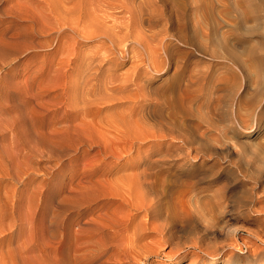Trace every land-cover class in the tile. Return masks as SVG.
<instances>
[{"label":"rangeland","instance_id":"rangeland-1","mask_svg":"<svg viewBox=\"0 0 264 264\" xmlns=\"http://www.w3.org/2000/svg\"><path fill=\"white\" fill-rule=\"evenodd\" d=\"M22 1L0 0V264H74L73 258L76 264L108 258L111 264H264V0H169L171 29L179 36L171 60L163 52L165 65L142 67L138 85L103 104L97 120L68 105L65 84L78 75L73 70L66 75L67 66L57 62L68 56V49L63 56L66 39L54 46L52 39L31 36ZM97 44L98 39H85L79 46L89 53ZM131 63H105L102 71L120 76ZM139 86L157 91L160 103L144 110ZM115 112L121 115L117 120ZM86 120L87 127L81 123ZM168 120L193 143L176 137ZM78 121L82 128L75 126ZM93 121L104 130L110 125L108 133L91 128ZM118 126L127 131L125 140ZM131 142L132 149L120 151ZM165 152L153 169L157 196L152 198L165 206L170 192L180 220L164 235L147 229L139 241L142 258L110 255L108 244L73 253L71 237L86 238L101 212L125 207L106 194V183L77 196L72 188L105 179L99 176L103 168L128 172L127 180L137 181L145 162ZM144 215L142 210L138 218Z\"/></svg>","mask_w":264,"mask_h":264},{"label":"bare ground","instance_id":"bare-ground-1","mask_svg":"<svg viewBox=\"0 0 264 264\" xmlns=\"http://www.w3.org/2000/svg\"><path fill=\"white\" fill-rule=\"evenodd\" d=\"M22 3L27 8L26 9L27 11L23 13H25V16H27V18L31 21L30 24L32 23L33 33H31V36H35V37L44 36L45 39H52L51 44L54 46L63 44L62 40L66 39V42H64L65 47L63 48L64 49L63 56L66 55V49H68V56L64 61H62L61 59L57 62L58 64H60L61 67L63 65L64 67L67 66V69L65 70L66 75L69 73L70 70L77 71V75H78L75 76L74 78L69 77L65 84L66 91L65 90L64 91L66 92L67 95L68 105L69 107H72L73 110L74 108H77L75 111L79 112V114L81 112H83L84 115L88 113L89 114L92 113L93 118L95 120H97L96 117L98 116L100 111H102L103 104L105 103L108 104L107 102L114 101L115 99L118 100V98L122 97V95L120 96L122 92H127L132 86L138 85L137 79L141 76L140 69L142 67H144L145 69L148 67L159 68V66L165 65L167 59L165 58L161 60V54L163 52L164 54H166L167 58L171 60L173 56V47H174L173 39L179 37L178 34H176L175 31L173 32V30L171 29V26L174 25L173 23L174 6L170 4L169 0H23ZM28 4L31 6H29ZM30 24L29 26L31 27ZM141 31L145 33L144 36L140 34ZM26 34L21 33L20 35L26 36ZM145 37H147V39ZM129 38H133V40L127 42L129 41L127 40ZM85 39L86 40L98 39L101 44L99 45L97 44L98 45L96 47L97 49L94 47L96 50L94 49L93 51L91 50L89 53H87L85 52V50L80 49L79 46L81 43H83ZM154 39H158L156 44H153L155 43L153 42ZM179 41H184V39L183 40L179 39ZM211 50L213 51L214 49ZM129 59L132 60L131 67L129 68L131 70H128L130 73L128 71L127 72L124 71L125 74L119 73L120 76L118 74L113 76V74L115 73V71L113 70H109L106 72L102 71L103 64L105 63H111L112 65H119L123 60H129ZM82 65H84V67ZM118 78L121 80L120 82H116L119 81L117 80ZM138 88L140 91L144 90L145 93V95L142 94L144 96L142 100L144 102L142 105L144 110L148 111L155 104L157 105L158 103H160L161 100L158 101V96H156L158 94L157 91H150L148 86H142V87L139 86ZM128 96L131 97V94ZM152 110L153 108L150 111L153 112ZM126 111L127 110H125L124 112ZM106 113L108 112L105 111V115ZM117 113L115 112L116 114L115 118H114V114L111 113L113 115V119L117 120L116 117ZM143 113L145 114V112ZM143 113L142 115H144ZM118 114L121 117L120 113ZM131 118L133 119V117ZM122 119H120L121 122L118 123H123ZM79 121L75 122L76 123L75 126L77 125V123L79 124ZM94 121L93 124L88 123V125H90V127L94 126L96 130L100 129L101 127L99 126V124L96 122L94 124ZM101 122H102V118H101ZM116 122L115 124H117ZM81 123L82 125H85V127H87V120L86 122L81 121ZM165 124L166 125L168 124V126L171 127L170 130H172L173 132H175V130L178 132V134H176V137H179L180 140L182 139L189 144L193 143L194 139L192 140L189 136H186L185 131L180 127V125H177L172 120L166 121ZM105 125L102 127L106 129L110 126L107 124L106 125L107 127H105ZM71 126L74 125L72 124ZM80 127L82 128V126ZM113 129L114 127H112V131L110 130L109 131L113 132L114 131ZM115 129L117 130L119 135L124 136L123 139L125 140L127 136L126 135L127 131L125 132L124 130H120L119 126ZM103 130L104 129H100L97 132L100 131L101 133H105L104 135H106L108 131L106 133L105 130L104 132H102ZM97 132L95 131L93 133H97ZM114 133L115 132H113V135ZM113 135H111L110 137H112ZM105 137L107 138V136ZM98 138H96L95 136L94 140L97 139L99 142L100 139ZM113 139L115 138L112 137V140ZM91 141L92 140L90 139V145H91ZM127 141L129 140L126 139V142ZM134 142H131L130 146H126V145L122 146L121 148L123 149L119 148L118 146L117 147L121 149L120 151L122 150L129 151L134 146ZM102 145L106 149V147H108L109 144L107 145V142L105 141ZM109 148L113 150L115 146L113 147V145H110ZM195 149L198 153L199 146H196ZM167 153L166 152L162 153L161 155L157 156L156 159L154 160L152 159L150 161L145 162L144 166L143 167L141 166L142 170H139L140 171L138 174L139 180L137 181H134L133 178L131 179V181H129L130 179L127 180V178L129 177L128 175H126L128 173V172L126 173V171H125L126 174L121 173L120 175L119 174L117 175L114 174L113 170L103 168V172L100 170L101 173L99 174V176L101 175H103L102 177L106 176L105 179H101L98 177L97 179L91 178L88 181L84 182L83 184L81 183L82 185L80 187H77L78 189L72 188L71 191L72 196H77L83 192L84 193L91 192L94 188L96 190V187L99 184L106 183L108 185V188L105 191L106 194H109L111 197H113L114 200H118V199L121 200V202L124 204L125 207V210L123 209L122 211H119V209L117 210L108 209V210H104L105 211L104 213L101 212L98 218L94 222H92V227H90L87 230L89 235L85 233L87 234L86 238L82 239L79 236L76 237L75 239L71 237L70 245L72 247L70 248V250L73 249V253L74 251L77 250H85V249L89 250L90 248H92V246H97L98 248H102L104 245L108 244V247L106 248L108 250L107 251L108 254L110 255L114 252L117 255H126L129 258L135 257L136 259V256L142 258L143 254H145L142 251V247L144 245L143 246L140 245L141 243L139 244V241L144 234L147 235L150 233L147 231V229L149 228L153 230L156 229L157 231L161 232L164 235V232L170 230L171 222L173 221L178 222L180 220L176 211L175 201H173L170 198L171 195L170 192H168L169 195L168 194L166 195L164 202L165 206L162 205L160 198H157V200H154V198H152L153 197L152 195L157 196L156 194L157 192L155 191L154 188L155 179H154L153 169L156 168L155 165L158 164L159 161H163V158H165L164 156H166ZM212 158L213 161L215 162V165L217 166L218 159L220 158L218 156L217 150H214L212 152ZM217 173L218 172L214 174L215 180H218L220 178L219 173L218 174ZM125 180H127L128 182H126ZM131 182L136 183L137 187L140 188L139 191L132 190V187L135 188V185L134 183ZM99 187H101V185ZM133 208L136 209L137 212H133L132 211ZM142 210L145 211V215L142 219H140L142 216L138 218V214ZM73 219L74 218L72 217L71 220ZM228 230L230 231V229ZM141 242L143 243V241ZM103 248L105 249V246ZM81 253H84V251ZM100 254L102 255V253ZM111 257L112 256H110V258ZM83 259L86 258L84 257ZM95 260L97 259L94 258V261ZM107 260L101 259L96 264H111ZM215 261L216 260H213L211 264H216ZM72 262L76 264L75 258H73ZM119 262L118 264H121ZM80 264H81V260H80Z\"/></svg>","mask_w":264,"mask_h":264}]
</instances>
